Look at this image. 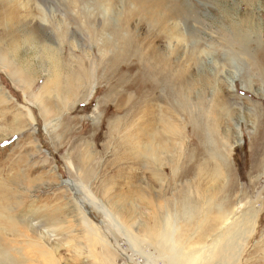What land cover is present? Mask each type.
<instances>
[{"label": "rangeland", "instance_id": "obj_1", "mask_svg": "<svg viewBox=\"0 0 264 264\" xmlns=\"http://www.w3.org/2000/svg\"><path fill=\"white\" fill-rule=\"evenodd\" d=\"M13 1L11 16H19L18 27L10 26L14 42L0 30L15 71L0 69V213L21 225L18 236L0 230V247L24 262L50 264L41 255L48 248L42 235L43 226L54 224L51 231L70 233L52 239L63 242L62 264H104L101 257L109 264H165L147 241L161 226L181 258L195 254L203 264L200 258L210 253L200 248L211 244L221 222L229 227L251 213L244 258L234 264L258 257L254 243H264V0H175L160 11L147 0ZM50 56L62 66L54 68ZM81 75L90 81L74 101L70 92ZM56 76L61 89L52 93ZM189 86L196 129L174 97L176 90L188 97ZM144 110L178 128L175 137L163 133L173 146L167 155L177 161L173 168L142 166L119 149L113 127L126 118L146 121ZM108 211L124 226L112 231ZM81 215L110 247L93 237L81 258L61 240L66 235L75 244ZM52 240L45 242L52 246ZM140 252L153 255V263Z\"/></svg>", "mask_w": 264, "mask_h": 264}, {"label": "bare ground", "instance_id": "obj_2", "mask_svg": "<svg viewBox=\"0 0 264 264\" xmlns=\"http://www.w3.org/2000/svg\"><path fill=\"white\" fill-rule=\"evenodd\" d=\"M145 1L146 0L142 1L143 4L145 3ZM147 1H150L151 3H152V1H154L153 5L155 6L156 10H159V9L163 10L164 7H166L165 6L166 4L175 2V0H147ZM65 2H66V0H65ZM153 5H151V6H153ZM13 6H15V2L13 0H0V30H1V33H2L1 36L8 37V40L11 41L10 43L14 42L13 35H12L13 34V30L12 29L13 28L11 29L10 26L11 27L15 26L17 28L18 27V23H19L18 22L19 16L16 17L14 14L11 16L12 13L10 11H11ZM72 6H74V3H73ZM140 7H141V5H140ZM29 18H31V14H29V16L26 15V20L29 19ZM65 18H66V16H65ZM88 20H89V18H88ZM19 21H20V23H22L21 20H19ZM67 22L69 23V21H67ZM64 32H65V29H64ZM14 33H15V31H14ZM107 41H106V45H107ZM4 43H6V42H4ZM1 44H0V69L5 70L9 74H15V71L13 70V67H12V62H9V60H7V56H6V53H5V51H7V49H4V47H6V46L5 45H1ZM125 44L127 45V43H125ZM11 45L14 48L13 51H15L16 50L15 49L16 48V44H11ZM103 45H105V44H103ZM122 46H125V45H122ZM117 51H118V49H117ZM120 53H122V52H120ZM116 55L118 57V54H116ZM115 56H114V58H115ZM103 61H105V60H103ZM49 62L54 65V68H58L59 66H62V63L60 61H58L56 58H54L53 56L49 57ZM94 63H96V62H94ZM87 65H89V64H87ZM89 68L91 69V67H89ZM152 68L153 67H151V65H149V64L146 65V69L150 73V75H151V72H152V70H151ZM166 72H169V70H167ZM166 72L163 71V73H166ZM88 76L91 77V75H81V81L77 84V86H73V88H72L70 93L75 96V97H73L74 101L77 100V97L79 96V87H80V85L85 83L86 81H90ZM164 76L165 75H163V77ZM160 77H162V76H160ZM57 78H58V76H56L53 79L52 83H54V84L50 87V89H52V93L54 92V89H56V90L61 89V85L56 81ZM163 80H165V79L163 78ZM156 81H154V82H156ZM72 82H73V79H72ZM166 82L167 81H165V83ZM155 86H158V85L156 84ZM190 86H189V88L187 87L188 91H189V92H187L188 97L186 96L185 90H181V91H177L176 90L177 93H175L174 97L180 104H182L184 106V111H185V114L188 116V121L190 122V124H193L194 123V118H193V115L191 114V109L193 107L190 109V104L191 103H189V101L191 99L190 97H193L192 95H194V93L192 94V89L190 91ZM169 88H171V87H169ZM151 89H152V91H154L156 88L153 86V88H151ZM114 95L117 98L118 94L116 93ZM118 97H120V96H118ZM120 98H122V97H120ZM168 98H169V96H168ZM169 100H170V98H169ZM48 102H50V100H48ZM192 103H194V102H192ZM49 104L50 105L52 104V107L55 108V109H57L59 107V105L55 101H52ZM191 105H193V104H191ZM61 107L63 108V106H61ZM58 109H60V108H58ZM43 110H47V107H43V108L40 107V111L42 112ZM143 114H144L143 116L147 118L146 121H140V123H138L137 125H135L133 123V120H131V121L129 120L130 121L129 122V121H127V118H126V119H123V122L121 124H119L120 126L118 125L116 127H113V129H112V133L113 134L112 135L116 134V135H119V137H120V141H119V145H118L119 149L124 150L123 152L128 154V158H130L132 161L134 160V161L140 162V164L142 166L149 165V164L153 163L155 166L161 167L164 162H167L168 164H171L170 166L173 168V163H174V165H177V161H175V159L173 157L167 156L168 153H169V149H173V146L169 143L170 141H168V140H170L169 137L164 136L163 133H168L169 136H174L175 137V134H177V132H178V128L176 127V129H175V125L174 124L170 125L169 123H167V121L164 118H162V116L160 117L159 115H156L155 113H151L152 116H150V115H147L148 112H146L144 110ZM192 126L194 127V129H196L195 127H197V126H195V123ZM79 161L82 163V165H84V162L81 161V158L79 159ZM80 174H82V177H87L88 176V171H87V173L85 171L84 174L83 173H80ZM80 177H81V175H80ZM79 180H81V179H79ZM84 180H86V178ZM81 181H83V180H81ZM65 184L68 185L69 188L72 190L71 182L68 181V182H65ZM4 199H5V197L2 198V200H4ZM128 202H127V204H128ZM161 207H164V205H162ZM8 211L10 212V209H8ZM247 215H248L247 218H244V217L242 218L241 217L240 218L241 219L240 222L237 221L236 223L232 224V226H229V227H228L227 220H224V221L221 222L219 230L216 232L214 238L211 241V244L210 245H204L202 248H200V252H209L210 253V257L209 256H203V257L200 258V259H202L200 261H202L203 264H234L235 261L237 263H239L241 261V259L244 258L243 256H244V252L245 251H241V247L244 246V243L242 241L243 237L245 235L244 234V232H245L244 227H246L245 225H250L251 221L254 218V215L251 214V213H248ZM106 216H110V218H111L110 219L111 222L109 223L108 227H110V229L112 231H115L116 228H119L120 225L123 224L122 221H120V219H116L117 217L115 218V214H113V213H111L109 211H108V213L106 212ZM86 217L84 215H81L80 218L77 219L78 227H77V230H76L77 231V236L75 237V239H76L75 240V244L72 242V240L69 238V236L67 237L65 235V237H63L61 239L63 241H66L65 243H68V244L72 243L73 247H74L73 250H74V252L79 254L78 255L79 257H81V255H86L87 252H83L84 251L83 246L87 245L86 247L87 248L89 247V249H90L89 245H90L91 239L93 237H97V239L100 242H103L104 244L107 243L106 239H104V238L102 239L101 236L100 237L97 236L98 235L97 233H98L99 230L96 227H94L93 223H91L89 221V219L86 218ZM119 218H121V217H119ZM19 223L16 222L13 218H11L10 215L9 216H5L4 214L0 213V226H1L0 230L1 229L2 230H6L8 228V232L10 234H12L14 236H18V233H17L18 232V227H19V225H21ZM23 225L25 226V224L22 223V226ZM224 225H225V228L223 227ZM51 226L55 227L54 224H52V225H48L47 224L46 226H43V228H45V227L46 228H45V234L42 235L43 236L42 239H44L42 241L43 242L42 245L44 247H48V248L45 249V251H42L41 255L42 256H47V258H49V260L51 261L50 264H55V262H59V260H60V258L59 259L57 258V255H58V249L61 246V243H63V242L61 241V243H60V239H59L58 242L57 241L54 242L52 239L57 237L55 235L61 234L62 232L67 233L69 235H70V233L68 232V229L64 228V227L56 228L57 229L56 230L57 233H56V232L50 230ZM123 226H124V224H123ZM124 231H126V230H124ZM32 232L35 233L36 231H32ZM122 233H123L124 237H126L128 239L129 242L133 241V243L135 244V241L133 240V238L129 234H126V232H123V231H122ZM158 236H159V238H157ZM81 238H84L86 240V242L85 243H81L80 242ZM170 238H171V236L167 232V227H161L160 226L159 228L156 229V231L153 233V235H151V236H149L147 238L148 239L147 241H149V244H151L154 247V249H156L155 251L157 252L159 257L160 258L162 257L165 260V264H198L196 262V261H198V258L194 257L195 254L194 255H187V257L181 258L184 255V253L182 251H178L177 250L176 245L173 243L174 241H168V240H170ZM46 239L49 242H51V240H52V243H53L52 246L53 247L50 244L48 245L45 242ZM133 243L131 242L129 244L132 246ZM31 244H32V241H31ZM70 245L71 244H69L67 246L71 247ZM107 245H109V244L107 243ZM107 245H105V249H106L108 255L110 256V255H112V253H111V251L109 249L110 245H109V247ZM260 247H262V248H260ZM79 251H81V253H79ZM140 253L142 254V256L140 255L141 258L144 260V262L146 261L145 263L152 262L149 258L154 257L153 255L146 254L145 252L144 253L140 252ZM253 253H256V254L259 253L260 255L258 257L256 256V258H254V256H253L254 254L250 255L249 257H251V258L253 257L254 260L252 261V260H250V258H248L249 260L245 261V264H264V243H263V245L260 246L259 242H255L254 246H253ZM41 258H43V257H41ZM110 258H112V257H110ZM22 260H23L22 258H17V257L15 258L12 255H10V253L8 252V249H6L4 247H0V264H25L26 262L30 263V261H31V259L29 260L28 258H26V260H25L26 262H24ZM45 260H48V259H45ZM68 260L69 259H67L66 261H68ZM41 261H42V259H41ZM100 261H101V263L109 264L106 261V259L103 258V257L100 258ZM112 261L114 262V258L112 259ZM47 262L49 263V261H47ZM31 263H32V261H31ZM60 263L61 262H59V264ZM56 264H58V263H56ZM67 264H68V262H67Z\"/></svg>", "mask_w": 264, "mask_h": 264}]
</instances>
